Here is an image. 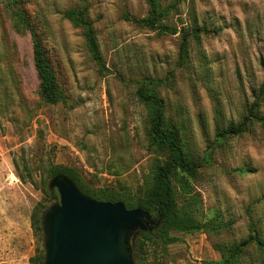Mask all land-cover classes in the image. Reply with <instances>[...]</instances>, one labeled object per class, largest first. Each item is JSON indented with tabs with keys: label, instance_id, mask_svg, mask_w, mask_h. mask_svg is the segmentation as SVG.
<instances>
[{
	"label": "rangeland",
	"instance_id": "obj_1",
	"mask_svg": "<svg viewBox=\"0 0 264 264\" xmlns=\"http://www.w3.org/2000/svg\"><path fill=\"white\" fill-rule=\"evenodd\" d=\"M8 1L0 0V264H32L40 241L31 215L40 202L52 204L43 189L51 166L74 167L89 186L127 196L151 184L158 154L136 93L146 77L164 81L156 90L165 114L197 164L191 187L177 184V193L180 203L198 198L204 227L149 243L142 264H214L230 256V264H264V123L218 135L254 102L264 113V0H161L171 7L166 23L210 30L190 39L185 65L178 63L180 32L143 23L146 0H21L57 77V103L43 100L32 33L14 27ZM80 5L102 63L83 27L64 14Z\"/></svg>",
	"mask_w": 264,
	"mask_h": 264
},
{
	"label": "trees",
	"instance_id": "obj_2",
	"mask_svg": "<svg viewBox=\"0 0 264 264\" xmlns=\"http://www.w3.org/2000/svg\"><path fill=\"white\" fill-rule=\"evenodd\" d=\"M146 1L149 5V12L147 17L142 19L143 23L151 29L164 33L180 32L178 63L185 65L189 57L190 39L198 37L201 33H208L210 30L203 26L195 27L192 30L184 28L179 30L177 27L166 23L171 9L169 5L164 6L161 0ZM8 6H10V17L14 27L18 31L27 27L32 33L34 65L40 78V91L43 100L47 103H57L62 97V92L40 34L31 27L29 16L22 6L21 0H9ZM86 11L87 7L80 5L66 10L64 14L76 25L83 27L86 43L92 57L98 63H102L96 31L87 18ZM213 31L216 32L217 30ZM163 82L160 78L146 77L136 91L139 100L147 107L150 146L158 154L153 160L152 182L145 187L140 195L136 197L127 196L112 187H91L81 172L74 167L53 165L48 169L47 175L48 178L52 179L58 174H65L74 180L83 193L97 200L123 201L128 208L143 207L149 211L153 218H159L160 223L152 231L141 230L136 233L134 240L136 264H142L149 243L154 244L159 241L162 244H167L174 242L177 237L172 235L173 230L194 232L204 227L199 218L198 198L191 194L182 203L178 199L177 184L184 191L191 187L190 178L195 177L197 164L184 152L179 131L165 114L164 100L156 90V87ZM258 104V102H254L241 121L228 125L219 131L218 135L222 138L238 135L244 132L252 122L264 123V113L258 114L255 110ZM43 189L47 200L52 203L59 200V193L56 188L50 189L49 184L46 183ZM188 192L191 193L192 191ZM46 208L48 205L40 202L31 215L32 228L40 241V245L36 247L35 255L31 258L32 264H42L45 255L42 215ZM233 249L237 253L240 248L234 246ZM230 258L233 259L230 256L214 264H230Z\"/></svg>",
	"mask_w": 264,
	"mask_h": 264
},
{
	"label": "water",
	"instance_id": "obj_3",
	"mask_svg": "<svg viewBox=\"0 0 264 264\" xmlns=\"http://www.w3.org/2000/svg\"><path fill=\"white\" fill-rule=\"evenodd\" d=\"M49 188L58 190L59 200L42 215V264H136V233L160 223L143 207L128 208L123 201L83 193L65 174L54 176Z\"/></svg>",
	"mask_w": 264,
	"mask_h": 264
}]
</instances>
